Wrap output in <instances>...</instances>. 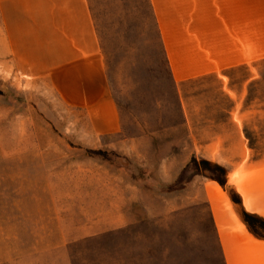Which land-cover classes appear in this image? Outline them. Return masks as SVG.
Instances as JSON below:
<instances>
[{"label":"rangeland","instance_id":"rangeland-1","mask_svg":"<svg viewBox=\"0 0 264 264\" xmlns=\"http://www.w3.org/2000/svg\"><path fill=\"white\" fill-rule=\"evenodd\" d=\"M88 4L118 129L0 78V264H223L201 160L226 191L264 177V57L174 83L148 0Z\"/></svg>","mask_w":264,"mask_h":264},{"label":"crops","instance_id":"crops-1","mask_svg":"<svg viewBox=\"0 0 264 264\" xmlns=\"http://www.w3.org/2000/svg\"><path fill=\"white\" fill-rule=\"evenodd\" d=\"M148 3L174 83L264 57V0ZM0 78L13 87L46 84L64 103L84 110L96 133L118 129L88 0H0ZM236 185L240 204L220 185L222 202L207 198L222 262L264 264V238L252 235L239 214L242 207L264 219V177Z\"/></svg>","mask_w":264,"mask_h":264},{"label":"trees","instance_id":"trees-1","mask_svg":"<svg viewBox=\"0 0 264 264\" xmlns=\"http://www.w3.org/2000/svg\"><path fill=\"white\" fill-rule=\"evenodd\" d=\"M262 79L264 82L263 76H262ZM256 84H257V81H252L249 83V86L247 89L248 100H249L250 93L255 90L254 85H256ZM262 92L264 93L263 89H262ZM262 101L264 103V100H262ZM261 109L264 110V105L262 106ZM255 124L258 127L259 131L264 129V113H263V117L261 119L257 120ZM242 132H243L245 138L248 140V145L251 146L252 145L251 144V131H249L248 128L244 125L242 127ZM201 162L204 164H207V165H212L213 168H215L219 173H221V176L215 175V176H212L211 179L216 181L222 187V189L226 192L230 201L240 204L239 195L231 188L228 191H226V189L224 187V183L226 181L224 168L222 166L216 164V163H209V162L203 161V160H201ZM239 214H240V219H241L242 223L246 226L247 230L252 235H254L258 238H264V233L258 231L259 228H262V227L264 228V219L263 218H261L258 215H255V214L247 213L246 211L243 210L242 207L240 208Z\"/></svg>","mask_w":264,"mask_h":264},{"label":"bare ground","instance_id":"bare-ground-1","mask_svg":"<svg viewBox=\"0 0 264 264\" xmlns=\"http://www.w3.org/2000/svg\"><path fill=\"white\" fill-rule=\"evenodd\" d=\"M209 186V185H208ZM210 188V192H211V195L212 196H214V198L216 197V192H218L217 190H218V188L217 187H215V186H211V187H209ZM207 190H208V188H207ZM220 194V193H219ZM210 195V194H209ZM219 195H217V197H218ZM210 198H212L211 196H210ZM213 198V199H214ZM219 199V198H218ZM217 199V200H218ZM216 200V199H215Z\"/></svg>","mask_w":264,"mask_h":264}]
</instances>
